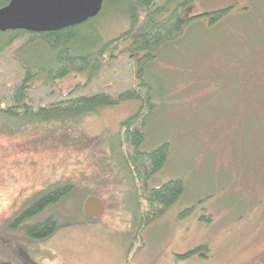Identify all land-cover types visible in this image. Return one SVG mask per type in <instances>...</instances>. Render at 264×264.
<instances>
[{
    "label": "rangeland",
    "instance_id": "rangeland-1",
    "mask_svg": "<svg viewBox=\"0 0 264 264\" xmlns=\"http://www.w3.org/2000/svg\"><path fill=\"white\" fill-rule=\"evenodd\" d=\"M226 7L232 10L216 25L190 22L145 66L153 109L142 149L168 144L147 188L177 178L180 198L136 229L138 189L120 160L123 150L114 148L136 100L67 124L32 123L0 134V223L44 186L71 183L78 190L57 208L61 221L48 239L10 242L0 233V262L264 264V0H192L184 16ZM126 28L116 13L96 21L103 40ZM25 52L45 61L39 43ZM84 79L72 73L57 83L67 92ZM88 197L101 202L98 215L84 214ZM197 247L204 250L179 257Z\"/></svg>",
    "mask_w": 264,
    "mask_h": 264
},
{
    "label": "trees",
    "instance_id": "trees-1",
    "mask_svg": "<svg viewBox=\"0 0 264 264\" xmlns=\"http://www.w3.org/2000/svg\"><path fill=\"white\" fill-rule=\"evenodd\" d=\"M191 1L103 0L99 13L79 25L42 33L0 32V134L12 135L32 123L67 124L123 101L139 102L137 111L121 122L114 147L118 152L123 150L120 160L138 189L137 194L133 191L138 230L161 217L183 193V183L177 178L147 188L148 179L166 162L168 144L142 149L145 120L153 109L145 66L154 59L158 48L178 39L190 22L207 19L213 26L232 10L220 8L186 18L185 10ZM6 3L0 0V7ZM110 13L123 15L127 28L103 40L97 33L96 21ZM36 43L46 53L45 61L25 52ZM72 73L85 74V79L63 92L57 82ZM77 192L71 183L40 188L0 223L1 238L10 242L48 239L59 227L57 208ZM78 203L81 207V200ZM201 250L204 249L197 247L179 257L199 254Z\"/></svg>",
    "mask_w": 264,
    "mask_h": 264
},
{
    "label": "water",
    "instance_id": "water-1",
    "mask_svg": "<svg viewBox=\"0 0 264 264\" xmlns=\"http://www.w3.org/2000/svg\"><path fill=\"white\" fill-rule=\"evenodd\" d=\"M103 0H7L0 7V32L26 30L51 32L79 25L96 16ZM101 202L88 197L84 212L98 215Z\"/></svg>",
    "mask_w": 264,
    "mask_h": 264
}]
</instances>
